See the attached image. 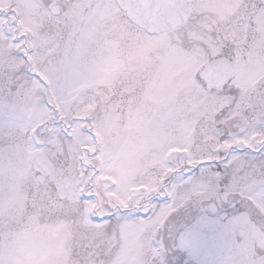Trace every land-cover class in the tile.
Returning a JSON list of instances; mask_svg holds the SVG:
<instances>
[{
	"label": "snow or ice",
	"instance_id": "6c2138e0",
	"mask_svg": "<svg viewBox=\"0 0 264 264\" xmlns=\"http://www.w3.org/2000/svg\"><path fill=\"white\" fill-rule=\"evenodd\" d=\"M264 264V0H0V264Z\"/></svg>",
	"mask_w": 264,
	"mask_h": 264
},
{
	"label": "water",
	"instance_id": "95a60500",
	"mask_svg": "<svg viewBox=\"0 0 264 264\" xmlns=\"http://www.w3.org/2000/svg\"><path fill=\"white\" fill-rule=\"evenodd\" d=\"M202 260L206 261L207 264H212V262L216 259L212 249L210 246L206 247L204 253L201 257Z\"/></svg>",
	"mask_w": 264,
	"mask_h": 264
}]
</instances>
